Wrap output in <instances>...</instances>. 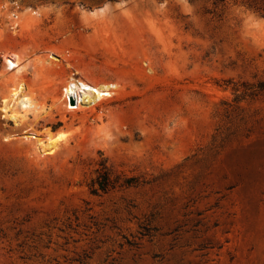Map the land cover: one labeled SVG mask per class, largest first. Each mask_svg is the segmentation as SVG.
Returning a JSON list of instances; mask_svg holds the SVG:
<instances>
[{
    "label": "rangeland",
    "instance_id": "rangeland-1",
    "mask_svg": "<svg viewBox=\"0 0 264 264\" xmlns=\"http://www.w3.org/2000/svg\"><path fill=\"white\" fill-rule=\"evenodd\" d=\"M263 80L264 0H0V264H264Z\"/></svg>",
    "mask_w": 264,
    "mask_h": 264
},
{
    "label": "bare ground",
    "instance_id": "bare-ground-1",
    "mask_svg": "<svg viewBox=\"0 0 264 264\" xmlns=\"http://www.w3.org/2000/svg\"><path fill=\"white\" fill-rule=\"evenodd\" d=\"M33 14H37V11H33ZM53 57V56H52ZM6 66L8 70L17 69L20 70V59L17 56H7L6 58ZM25 83H21L15 90L10 93V101L14 103L17 102V107L10 106L9 110L12 111L11 114L8 113V109L4 108L5 116H9L14 119L17 124H22L28 118L30 113H36L37 107L35 106L32 99L24 95L26 87ZM117 87L115 84H98L94 81H88L84 79H78L75 77H71L66 86L64 87L63 98L67 100L66 106H69V99L76 97L77 99V108L89 109V112L97 111L99 107H102L103 102H114L121 96V91H115L112 88ZM79 93L81 96H84L88 104L84 105L80 102ZM82 101V100H81ZM72 104V103H71ZM21 106V110H18V106ZM84 109V108H83ZM86 111V110H85ZM63 118L66 119V115L63 113ZM101 122H103L101 117ZM107 126L105 124L100 125L99 131L107 133ZM10 137V136H9ZM8 137V138H9ZM66 138V134L63 132H59L55 136V140H63ZM52 139V138H51ZM54 141V140H53ZM32 142V141H31ZM56 143V142H55ZM55 149L53 151L56 152L59 145H55Z\"/></svg>",
    "mask_w": 264,
    "mask_h": 264
},
{
    "label": "trees",
    "instance_id": "trees-1",
    "mask_svg": "<svg viewBox=\"0 0 264 264\" xmlns=\"http://www.w3.org/2000/svg\"><path fill=\"white\" fill-rule=\"evenodd\" d=\"M257 90H264V80L260 81L257 85H256ZM103 176V177H102ZM101 179L98 181L99 184V188L103 191L107 190L109 187V172L104 169L103 175H101Z\"/></svg>",
    "mask_w": 264,
    "mask_h": 264
}]
</instances>
